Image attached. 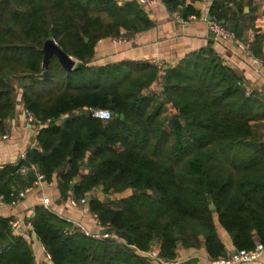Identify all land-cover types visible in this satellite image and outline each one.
Listing matches in <instances>:
<instances>
[{
	"label": "trees",
	"instance_id": "16d2710c",
	"mask_svg": "<svg viewBox=\"0 0 264 264\" xmlns=\"http://www.w3.org/2000/svg\"><path fill=\"white\" fill-rule=\"evenodd\" d=\"M162 2L173 11L180 0ZM245 4L213 0L210 13L242 39ZM151 26L134 1L0 0V135L18 89L24 108L52 119L24 158L0 167V196L9 202L12 190L59 172L63 198L90 192V211L111 232L65 233L70 223L40 205L33 233L23 236L0 215V264H36L33 235L49 255L44 264H153L152 248L174 259L180 247H201L216 260L264 244V138L252 128L264 121V95H247L242 78L209 46L166 68L130 59L91 64L99 40ZM50 33L76 66L66 71L53 56L46 78L27 76L42 71L40 49ZM87 108L111 117H92Z\"/></svg>",
	"mask_w": 264,
	"mask_h": 264
},
{
	"label": "crops",
	"instance_id": "0c3cea01",
	"mask_svg": "<svg viewBox=\"0 0 264 264\" xmlns=\"http://www.w3.org/2000/svg\"><path fill=\"white\" fill-rule=\"evenodd\" d=\"M244 13L249 19L241 39L249 46L251 52L260 60L255 63L244 51L231 42L213 40L208 32L207 16L213 0H180L176 10H169L162 0L141 6L152 21V26L134 34L127 42L118 41L116 37L99 40L95 45V57L91 64L103 65L124 59L148 61L158 67L175 66L185 54L203 47H212L222 62L249 84L255 91L264 95V0H243ZM230 3V2H229ZM195 15L194 21L182 23L188 16ZM256 51V52H255ZM78 62V61H77ZM154 82L150 88L155 85ZM16 105L12 116L5 120V132L0 135V167L15 164L26 151L36 143V129L26 121L21 102V90L15 96ZM5 136V137H3ZM95 193L96 192H91ZM63 219L77 221L93 233L102 232L95 221L88 203L74 208L63 198L59 190V172L54 173L50 181L41 180L37 185L19 199L14 205H0V215L11 217L14 233L29 236L33 232L32 214L36 206H44ZM223 242L229 247V238L222 232ZM31 247L36 264L47 263V255L39 241L33 235ZM180 259L200 257L202 263L205 254L201 247L183 248L177 251ZM202 261V262H201ZM203 264H206L203 262ZM240 264H264V250L253 262Z\"/></svg>",
	"mask_w": 264,
	"mask_h": 264
},
{
	"label": "built area",
	"instance_id": "2783aa9c",
	"mask_svg": "<svg viewBox=\"0 0 264 264\" xmlns=\"http://www.w3.org/2000/svg\"><path fill=\"white\" fill-rule=\"evenodd\" d=\"M118 1H134L138 5L144 6V5H148L150 3H153L155 0H118ZM195 19H196L195 15H190L185 20L181 19V22L186 23L189 21H194ZM207 24H208V32L210 34V37L213 40L223 41V42H231L236 47H238L239 49L244 51L246 53V55L248 57H250L255 63H260V60L253 55L249 46L245 45L244 42L240 38H238L232 30L226 28L220 20H218L217 18L211 17L207 21ZM117 40L122 41V42H127L128 38L118 37ZM153 63L158 65V63L155 61H153ZM241 84L244 87L247 95L250 94L254 90L249 84H247L243 80L241 81ZM23 111H24V114L26 117V121L29 124H31L36 129V131H38L42 127L47 126L49 123L52 122L51 118H47L45 121H41L31 111H29L26 108H23ZM86 111L90 116L99 118L101 120H108L111 117V113L108 109L87 108ZM104 112L109 113V115L108 116L102 115V113H104ZM3 137H5V136H3ZM24 157H25V154L22 155L21 158H24ZM24 171H25V168H22L21 172H24ZM41 180H42V176L38 175L37 179L33 182V184L31 186L12 190L10 193L11 200L9 202H5L3 199V196H0V205H3V204L14 205L19 199L24 197L26 195V193H28L32 189V187L37 185ZM68 198H69L70 204L74 207L84 205V204H86V201H87L86 197H83L79 200L75 199L72 196H70ZM44 207L47 208L46 205H44ZM93 217H94L95 221L98 223V220H97V217L95 214H93ZM69 223H70V225L64 229L65 233L80 232L83 235H85L87 237H92V238L107 237L111 234V232L110 233H104L103 231L93 233L90 230H88L83 224H81L80 222H77V221H69ZM11 226H12V228L14 227L13 224H11ZM263 250H264V244L257 242L255 244L254 248H252L250 250H244V251H233L229 254V256L227 258H218L216 260H208L206 257H203L202 261L205 262L206 264H240L243 262L248 263V262L255 261L261 255ZM46 255L49 258V255L47 253H46ZM147 255L153 264H181L182 262H184V259H180L178 257H176L174 259L159 258L158 257V251L156 248H152L151 250H149L147 252ZM195 258L197 260L200 259V257H198V258L195 257Z\"/></svg>",
	"mask_w": 264,
	"mask_h": 264
},
{
	"label": "water",
	"instance_id": "95a60500",
	"mask_svg": "<svg viewBox=\"0 0 264 264\" xmlns=\"http://www.w3.org/2000/svg\"><path fill=\"white\" fill-rule=\"evenodd\" d=\"M211 18V15L207 16V20ZM40 52L42 53V61H41V68L42 71L38 74H26L29 77L33 78H46L48 76V68H49V62L50 59L54 56L56 57L59 64L62 66L63 69L66 71H71L76 66L77 60L74 59L72 56L68 55L66 52H64L60 46L57 45V43L53 40L51 33L49 34V37L44 41L42 48L40 49ZM25 75V74H21ZM93 197L95 195H92ZM91 199V196L87 197V201ZM210 208H213V205H210ZM115 235H117L120 238H123L126 240L127 245H133V240L131 236L125 232V231H119L115 230L113 232ZM151 246H155V242H151Z\"/></svg>",
	"mask_w": 264,
	"mask_h": 264
},
{
	"label": "rangeland",
	"instance_id": "374dc122",
	"mask_svg": "<svg viewBox=\"0 0 264 264\" xmlns=\"http://www.w3.org/2000/svg\"><path fill=\"white\" fill-rule=\"evenodd\" d=\"M114 37H124V36H114ZM125 38H127V37H125ZM94 50H95V46H94ZM73 57V56H72ZM74 58V57H73ZM75 59V58H74ZM77 60V59H76ZM156 66V65H155ZM156 67H158V66H156ZM159 83H155V85H153V87H154V89L153 88H151L153 91H155L156 92V90L159 88ZM159 98L157 97V100H158ZM169 108H171V105L169 104L168 105V109ZM253 131L256 133V134H260V135H262L263 136V138H264V121H259L258 123H256V124H254L253 125ZM38 132V131H37ZM43 180V179H42ZM95 192V191H94ZM90 196V192L89 193H86L83 197H86V199H87V197H89ZM83 197H81V198H83ZM81 198H79V199H81ZM78 199V200H79ZM67 201H68V203H69V205L70 206H72L71 204H70V202H69V198H67ZM44 205H46V204H44ZM46 207H47V209H49L48 208V206L46 205ZM72 207H74V206H72ZM77 207H79V206H76V207H74V208H77ZM11 224H12V221H11ZM196 248V247H195ZM48 258V257H47ZM185 261V260H184Z\"/></svg>",
	"mask_w": 264,
	"mask_h": 264
},
{
	"label": "clouds",
	"instance_id": "9594fccd",
	"mask_svg": "<svg viewBox=\"0 0 264 264\" xmlns=\"http://www.w3.org/2000/svg\"><path fill=\"white\" fill-rule=\"evenodd\" d=\"M102 115L108 116V115H109V113H107V112H104V113H102Z\"/></svg>",
	"mask_w": 264,
	"mask_h": 264
}]
</instances>
